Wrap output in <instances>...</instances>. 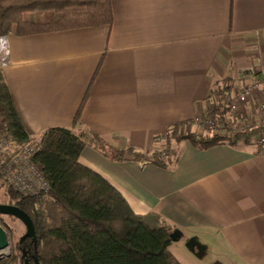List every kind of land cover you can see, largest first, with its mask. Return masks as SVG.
Wrapping results in <instances>:
<instances>
[{
    "label": "crops",
    "instance_id": "obj_1",
    "mask_svg": "<svg viewBox=\"0 0 264 264\" xmlns=\"http://www.w3.org/2000/svg\"><path fill=\"white\" fill-rule=\"evenodd\" d=\"M110 1L111 25L3 35L9 60L0 71L26 133L70 127L79 111L76 127L88 134L79 162L135 214L172 227L169 250L181 264H264V148L198 149L172 137L175 125L196 123L223 80L230 89L259 81L264 0ZM257 103L242 104L252 120ZM164 135L177 150L161 148ZM94 136L118 149H167V167L111 159Z\"/></svg>",
    "mask_w": 264,
    "mask_h": 264
},
{
    "label": "trees",
    "instance_id": "obj_2",
    "mask_svg": "<svg viewBox=\"0 0 264 264\" xmlns=\"http://www.w3.org/2000/svg\"><path fill=\"white\" fill-rule=\"evenodd\" d=\"M32 14L35 18L43 14L45 18L31 21ZM112 21L110 0L0 1V36L111 25ZM213 92L229 95L228 82L223 80ZM218 106L224 116L227 107ZM78 114L70 127H51L38 137H30L0 71V135L8 134L17 145L34 141L33 160L41 164L48 183L47 191L37 195L7 186L9 203L30 216L36 241L11 240L10 246L17 253L0 258V264H24L21 248L29 264H35V259L38 264H181L169 250L174 229L155 213L135 214L117 188L79 162L88 134L76 127ZM257 133H264V127L199 135L175 125L172 137L176 142L189 140L198 149H206L218 144H250ZM92 139L95 147L111 159H144L167 167L163 161L167 149L135 152L132 148L109 146L96 136Z\"/></svg>",
    "mask_w": 264,
    "mask_h": 264
},
{
    "label": "built area",
    "instance_id": "obj_3",
    "mask_svg": "<svg viewBox=\"0 0 264 264\" xmlns=\"http://www.w3.org/2000/svg\"><path fill=\"white\" fill-rule=\"evenodd\" d=\"M8 44L4 36H0V69L8 64ZM214 101H210L204 113L196 115L194 120L206 132L223 133L230 131L246 132L257 126L264 127V70L258 82L242 89H230L229 95L211 94ZM258 99L257 108L259 117L249 118L243 110L242 104L249 99ZM218 104L227 107L223 116ZM252 142L264 148V133L253 136ZM13 141L8 134L0 135V175L13 189L27 195H37L48 189L40 163L33 160L36 150L35 142L30 140L19 149H13ZM7 250V249H6ZM6 250L0 252V258L6 255Z\"/></svg>",
    "mask_w": 264,
    "mask_h": 264
},
{
    "label": "rangeland",
    "instance_id": "obj_4",
    "mask_svg": "<svg viewBox=\"0 0 264 264\" xmlns=\"http://www.w3.org/2000/svg\"><path fill=\"white\" fill-rule=\"evenodd\" d=\"M39 15V14H38ZM232 85H236V84H232ZM236 87V86H235ZM210 101H214V98L213 96L211 95L210 96ZM182 130L183 131H195V132H201V133H205L206 131L200 127V125L196 122V123H192L191 125H188V126H183L182 127ZM166 138H167V135H164L162 138L158 139L157 141L161 144V148H164L166 145L168 146V148L170 150H177L179 147L178 144H175L174 142L172 144H166ZM13 149L17 148L19 149L21 146L23 145H17V144H13ZM166 148V147H165ZM7 186H9L4 178L0 175V203H9V198H8V195H7V192H6V188ZM5 224L7 225V227H5ZM0 225L3 226V228H5L7 234H8V237H10L12 242H16L20 237L21 235L25 232V226L24 224L14 218V217H11V216H7V215H0ZM12 253H17L16 250H14V248H12L11 246H9V248L6 250V255L4 256V258H7L9 257ZM17 264H22L20 262H18Z\"/></svg>",
    "mask_w": 264,
    "mask_h": 264
},
{
    "label": "water",
    "instance_id": "obj_5",
    "mask_svg": "<svg viewBox=\"0 0 264 264\" xmlns=\"http://www.w3.org/2000/svg\"><path fill=\"white\" fill-rule=\"evenodd\" d=\"M0 215H7L14 217L20 220L24 224L25 232L19 238V243H22L25 238H31L35 244L36 238H35L33 223L30 216L25 211L20 209L15 204L0 203ZM171 238L173 240H176L177 233L175 230L171 233ZM9 246H10V241L8 234L5 228H3V226L0 225V252H3L4 250L8 249ZM21 253H22V257L24 258V264H29L28 259L25 257L26 253L24 248H21ZM35 264H38V261L36 259H35Z\"/></svg>",
    "mask_w": 264,
    "mask_h": 264
}]
</instances>
